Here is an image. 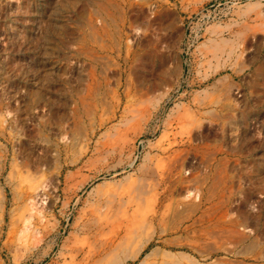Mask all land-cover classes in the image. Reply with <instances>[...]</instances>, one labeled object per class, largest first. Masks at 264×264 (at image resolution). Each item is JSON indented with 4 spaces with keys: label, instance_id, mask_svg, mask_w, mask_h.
<instances>
[{
    "label": "rangeland",
    "instance_id": "374dc122",
    "mask_svg": "<svg viewBox=\"0 0 264 264\" xmlns=\"http://www.w3.org/2000/svg\"><path fill=\"white\" fill-rule=\"evenodd\" d=\"M0 264H264V0H0Z\"/></svg>",
    "mask_w": 264,
    "mask_h": 264
}]
</instances>
